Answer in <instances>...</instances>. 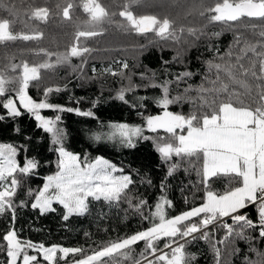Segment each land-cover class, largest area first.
<instances>
[{"label":"snow or ice","instance_id":"6c2138e0","mask_svg":"<svg viewBox=\"0 0 264 264\" xmlns=\"http://www.w3.org/2000/svg\"><path fill=\"white\" fill-rule=\"evenodd\" d=\"M142 2L127 0V3L117 5L123 10L110 13L100 0H83L79 6L89 17L85 30L76 32L75 42L66 51L50 53L42 49L41 53L50 58L54 55L56 65H70L72 58H83L93 51L84 46V42L102 35V31L95 29H101L105 22L113 23V17L117 15L123 18L118 27L125 32L137 35L153 32L162 40H179L185 32L194 40H199L206 35L207 25L220 23L227 26L232 40L223 52L219 45L215 46L214 51L212 45L208 46L212 57L203 61L205 71L200 84H188L183 94L175 96L170 95L171 80L159 85H145L162 88L161 96L155 99L157 106L163 110L162 114L146 116L144 126L100 122L102 128H107L106 132L88 130L89 138L95 142H118L126 148H135L136 138L150 139L143 135L145 126L153 133L163 130L166 136L154 138L161 161L168 165L166 176L159 185L161 195L154 205H149L147 199L129 194L130 186L134 184L131 174H124L122 168L103 156L90 161L87 156L82 159L79 153L69 151L64 145L67 132L59 126L61 116L48 118L41 114V110L75 112L80 116L98 118L92 110L48 102L49 94L64 90L59 86L45 88L44 98L40 100L29 95L30 84H38L41 70L53 68V63L46 61L31 66L26 61L12 63L9 70H19V75L8 77L5 71H0V108L13 119L24 115L25 110L30 113L38 122L37 127L51 134L55 147L50 150L55 151L58 158L57 171L44 177L42 187L25 188L28 177L35 174L40 162L34 157L18 159L20 149L17 146L0 143V217L7 214L11 222L0 234V241L3 242L0 243V252L6 256L4 264H67L69 256L78 254L80 258L73 259L72 264H192L195 254L188 253L186 247L197 239L211 244L216 264H220L221 256V249L217 245L234 244L237 239L246 241L249 250L257 256L256 260L246 257V264H264V252L254 246L258 241H264V0H211L207 4L205 0H200L198 15L207 23L202 27L181 26L178 30L175 21L167 17L135 15L132 6ZM77 6L74 0H67L65 6L60 8L57 5V8H60L64 20H71V13ZM9 11L16 14L11 9ZM31 16L47 22L50 10L48 7H36ZM11 24L7 18L0 19V42L30 41L42 36V33L15 35L11 31ZM221 35V32H213L209 38H219ZM122 66L127 69L128 64L123 62ZM92 71L95 73L96 69ZM197 74L191 71L177 73L175 83L178 86ZM112 75L122 73L112 72ZM141 78L145 77L142 75ZM9 84L16 86L9 89ZM139 87L129 78L128 85L117 91L115 99L136 108L137 105L130 103L126 94ZM96 103L98 99L93 102L94 105ZM185 103L190 105L187 114L169 110L171 105ZM3 119L5 117L0 116V120ZM15 130L20 131L19 128ZM185 160H195L199 164L195 170L205 195L199 204L169 215L167 209L173 207V201L166 193L169 187L167 179L181 169V163ZM219 177L229 178V185L222 193L212 190L210 185L213 178ZM236 181L239 186H233ZM141 182L152 183L151 180ZM21 189L25 199L17 200ZM27 198H33L30 207L41 214L55 212L54 204L62 206L65 221L73 215L89 213L93 202L103 201L115 207L124 202L129 209L140 214L149 226L110 239L88 251L57 244L46 246L43 242L21 239L15 227L17 209L29 205ZM184 202L188 204L189 198L184 197ZM249 206L256 210L255 220L246 211ZM209 226L223 229L224 236L215 240V232L208 231ZM256 230V236L249 234ZM141 243L143 248L137 254L135 246ZM234 251L238 252L239 249Z\"/></svg>","mask_w":264,"mask_h":264},{"label":"trees","instance_id":"16d2710c","mask_svg":"<svg viewBox=\"0 0 264 264\" xmlns=\"http://www.w3.org/2000/svg\"><path fill=\"white\" fill-rule=\"evenodd\" d=\"M152 1L143 0L142 3L133 5L131 10L141 12L144 10V14L174 20L177 30L181 26L202 27L207 23L206 19L198 15L197 8L200 0H172L176 4L168 3L163 6L154 3L156 7L151 8L154 5L148 4H152ZM66 2L67 0H0V19L7 18L12 22L11 31L13 34L35 35L42 33L39 39L30 41L0 42V71H5L8 77H13L19 75V70L10 71L9 66L12 63L20 64L24 61L33 65L46 61L53 63L55 65L53 68L41 70V79L38 84L37 82L30 84L29 94L34 99L40 100L44 98L45 88L59 86L64 90L49 94L48 102L68 108L79 107L85 111L92 110L98 119L80 116L75 112L58 113L50 109L41 110V114L45 117L61 116L59 126L67 132L64 145L69 151L79 153L82 159L87 156L90 161L97 156H103L110 160L122 168L123 172L132 175L134 184L130 186L129 194L145 198L149 205H154L157 197L161 195L159 185L165 178L168 167L161 161L154 138L157 134L165 132L159 130L153 133L145 128L143 135L150 139L136 138V147L126 148L118 142H95L89 138L88 130L96 129L106 132L107 128H102L100 122L105 124L126 122L142 125L145 123L146 116L162 114L163 110L155 103V99L162 94V88L145 87V85L152 83L159 85L166 80H171L173 83L170 85V95L175 96L183 94V89L188 84L193 86L200 84L205 71L203 61L212 57L208 46L212 45L214 51L215 46L219 45L223 52L232 40V33L228 31L226 25L215 23L207 25L206 35L201 36L199 40H194L187 32L180 35V39L176 41L162 40L153 32L144 35L125 32L118 27L123 18L117 15L113 17V23L105 22L101 29H95L102 31V35L84 42L85 46L93 50L90 54H86L83 58H72L70 65H56L55 56L50 58L41 53V50L50 53L66 51L65 44L70 40L72 29H76V32L85 29L87 21L86 13L79 6L83 0H74L78 6L71 13L72 19L64 20L60 8L65 6ZM100 2L108 8L110 13H118L122 7L117 5H123L127 3V0H100ZM205 3H211V0H205ZM57 5L60 8H57ZM36 7L49 8L50 17L47 22L39 21L31 16V12ZM9 9L16 14H11ZM189 12L192 14L188 15ZM51 31L52 33L54 31L61 32L60 39H58V35H55V32L52 34ZM109 32L121 34L130 46H105L104 42L109 36ZM213 32H221L222 35L219 38H209ZM193 43L194 46H192ZM137 49H139L138 52ZM116 57H119L121 61L116 63ZM174 57L178 58L174 59ZM123 62L128 64L127 69H120ZM109 63L120 69L118 73L124 69L122 75H112L110 71H104L106 69L104 65ZM93 68L96 69L95 73L92 71ZM183 71L198 74L177 86L175 75ZM142 75L145 77L144 79L141 78ZM129 78L133 84L141 86L126 94L129 102L137 105L136 108L115 99L117 91L122 86L128 85ZM15 86V84L7 85L9 89ZM141 97L145 99H139ZM97 99L98 103L94 105L93 102ZM169 110L182 111L187 114L190 105L187 103L174 104L169 107ZM0 116L5 117L0 120V143H12L17 146L20 149L18 159L25 156L34 157L40 162V167L35 170V174L28 177L25 188L28 186L33 189L42 187L44 177L57 170L58 154L50 150L55 147L51 142V134L38 128V122L26 110L24 115L13 119L7 116L3 108H0ZM16 128H19L20 131L17 132ZM197 167L199 164L195 160L191 162L185 160L181 163V169L167 179L169 187L166 189V193L168 198L173 201V207L167 209L169 215L178 214L202 201L205 190L203 185L198 183L200 177L197 176L195 170ZM184 169H188V171L186 172ZM142 180H151L152 183L151 185L142 183ZM210 185L212 190L222 193L229 185V178H213ZM233 186H239L238 181L234 182ZM184 197L189 198L188 204H185ZM16 199H25L23 189L19 191ZM27 199H29V205L17 209L15 227L21 239L37 243L43 242L46 246L58 244L64 247H80L88 251L110 239L123 237L149 226L147 221L142 220L140 214L129 209L128 204L124 202H121L119 207L111 206L103 201L93 202L90 205L89 213L84 216L73 215L68 221H65L62 218L64 214L62 206L54 204L55 212L41 214L39 210L30 207L33 198ZM126 209L127 211H125ZM145 211L147 212V209ZM246 211L251 218L256 219L257 214L254 207L249 206ZM10 223L9 215L0 217V234L10 226ZM229 223H231L230 220ZM208 231L215 232V240H219L225 234L223 229H215L214 226H210ZM257 231H252L249 234L256 236ZM0 243L3 242L0 241ZM254 246L260 252H264V241H258ZM217 247L221 249L220 264H246V257L252 260L257 259L256 254L249 250V244L244 240L237 239L234 244L217 245ZM142 248L143 243L136 245L135 252L138 254ZM234 249H239V251L236 252ZM186 251L195 254L196 258L192 264H216L215 253L208 241L200 239L192 241L187 245ZM79 258V254L75 257L69 256L67 262ZM5 261L6 256L0 252V264H4Z\"/></svg>","mask_w":264,"mask_h":264},{"label":"rangeland","instance_id":"374dc122","mask_svg":"<svg viewBox=\"0 0 264 264\" xmlns=\"http://www.w3.org/2000/svg\"><path fill=\"white\" fill-rule=\"evenodd\" d=\"M155 1V2H154ZM154 3H159V4H161V5H163V6H165L166 4H176L174 1H172V0H153L152 1V4H148V5H154ZM158 4V5H159ZM150 7V6H149ZM156 6L154 5L153 7H151V8H155ZM191 7H193V8H195L194 6H191ZM143 9H144V7H143ZM120 10H123L122 8L121 9H119L118 10V12L120 11ZM144 11V10H143ZM141 12V11H133L134 12V14L135 15H148V14H144V12ZM85 16H86V18H87V20L89 19V17H88V15H86L85 14ZM121 22V21H120ZM83 30H85V29H83ZM99 31V30H98ZM55 32V35H58L59 36V38L58 39H60V36H61V32H58V31H54ZM54 32L52 33V31H51V33L52 34H54ZM75 34H76V29H72V31H71V34H70V40L69 41H67V43L65 44V48L66 49H68L74 42H75ZM108 37H107V39H105V42H104V45L105 46H108V47H110V46H120V47H124V46H130V44H127V41H126V39L121 35V34H117V33H108ZM116 42H119V43H117L116 44ZM85 46V45H84ZM87 47V46H86ZM138 50L139 49H137V52H138ZM116 60V63L117 62H120L121 61V59L118 57H116L115 58ZM111 63H113V62H111ZM29 65L31 66V65H33V64H30L29 63ZM105 66V68L106 69H111V71H110V73H112V72H116V73H118L119 72V70L120 69H122L123 68V66H121L120 67V69H117V67L114 65V64H108V65H104ZM116 68V69H113V68ZM125 69V68H124ZM123 69V70H124ZM122 70V71H123ZM122 71H121V73H122ZM30 87V86H29ZM28 93H29V91H28ZM30 95V94H29ZM48 118H54V116H50V117H48ZM131 125H140V124H131ZM145 125V123L144 124H142L141 126H144ZM145 128H146V126H145ZM167 134L166 133H161V134H157L156 135V137H159V136H166ZM110 161V160H109ZM118 167V166H117ZM119 168V167H118ZM57 171V170H56ZM51 174H53V173H51ZM120 173H117V175H119ZM124 174H126L125 172H124ZM50 175V174H49ZM241 214H243V212L241 213ZM58 245V244H57ZM72 261L73 260H70V261H68L67 262V264H72ZM61 264H62V262H61Z\"/></svg>","mask_w":264,"mask_h":264},{"label":"built area","instance_id":"2783aa9c","mask_svg":"<svg viewBox=\"0 0 264 264\" xmlns=\"http://www.w3.org/2000/svg\"><path fill=\"white\" fill-rule=\"evenodd\" d=\"M210 227V226H209Z\"/></svg>","mask_w":264,"mask_h":264}]
</instances>
